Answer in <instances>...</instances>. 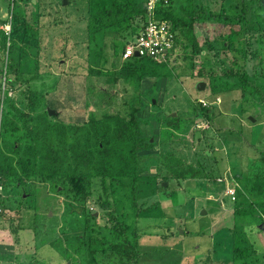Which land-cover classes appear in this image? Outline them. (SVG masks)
Instances as JSON below:
<instances>
[{
  "label": "rangeland",
  "instance_id": "rangeland-1",
  "mask_svg": "<svg viewBox=\"0 0 264 264\" xmlns=\"http://www.w3.org/2000/svg\"><path fill=\"white\" fill-rule=\"evenodd\" d=\"M231 1L193 0L207 23L195 27L201 51L180 36L182 49L136 82L119 58L133 26L90 36L88 0H0V148L19 157L50 123L63 156L73 134L86 147L92 121L128 120L134 107L153 144L137 154L135 190L130 178L91 177L81 201L58 178L11 180L0 264H119L100 245L115 223L137 231L139 264H264V195L249 187L264 182V0ZM224 68L239 80L220 79Z\"/></svg>",
  "mask_w": 264,
  "mask_h": 264
},
{
  "label": "trees",
  "instance_id": "trees-1",
  "mask_svg": "<svg viewBox=\"0 0 264 264\" xmlns=\"http://www.w3.org/2000/svg\"><path fill=\"white\" fill-rule=\"evenodd\" d=\"M178 1L171 0L166 7L158 6L155 12L156 19L163 20L170 25L175 33V48L180 47L182 49L181 44H179V37L182 36L184 41L193 49L201 51L195 38V27L207 23L198 19L193 0H185V5H177ZM87 9L86 30L90 36L109 29L133 26L134 34L130 36L132 38L145 23L146 12L142 0H105L104 2L102 0H88ZM233 35H237V33H233ZM125 42L123 41L121 51ZM203 43L207 45L209 42L204 41ZM119 58L121 60V52ZM122 62V75L127 79L140 82L143 78L151 77L154 74H149V71H152L150 68H154V62L149 59L132 57L125 61L122 60ZM206 69L205 74H208V71L212 72L211 67ZM230 78L239 80L238 71L222 69L220 79L228 80ZM248 79L247 75L242 76L239 86H245ZM138 112H140L139 109L134 107L128 114V120L120 116H109L107 121L103 120L102 122L101 120L105 125L100 128L97 121H92L89 128V131L92 128L88 137L89 144L86 147H81L80 141L76 140L73 134V142L70 145L71 152L66 151L63 156L52 141V137L49 136V133L54 130L49 125L50 123L47 124L45 131H40L37 126L33 127L30 134L32 137L31 145L27 146L19 157L17 155L20 151L15 146L8 151L0 148V183L2 187L0 191V217L5 207L3 194L7 193L8 188H11V180L18 184V181L21 182L24 177L39 178L45 182L55 181L58 178L61 183L63 182L69 188V193L81 201L87 197L91 177L102 179L107 177L130 178L135 190V182L142 172L138 169L137 154L150 149V146L153 145L142 137ZM44 116H48L47 110L44 111ZM74 127V133H76V126ZM60 136H62L60 130L58 134H54L55 139L60 141V144L67 142L68 137ZM92 140H94L93 144ZM35 141L36 145L34 146ZM11 151L17 156V159L14 155H10ZM67 157H71L74 164H70L67 169H64L62 159L65 161ZM236 182L233 183L237 185L236 190L239 193L236 194V197H239L241 191ZM220 184L223 186L224 183ZM249 187L251 194L255 196L264 195V182L260 183L259 179L257 181L252 180ZM103 208H107L105 203ZM120 225L115 223L116 229L113 227L112 231L109 230L108 236L102 237L103 240L100 245L102 248H107L106 251H109V254L116 258L119 264H139L141 252L139 240H137V231L133 229L130 239L128 237L131 236L128 235L129 229L120 227ZM114 234H117L115 239ZM90 256L94 258L96 250L92 251L91 249ZM238 257L239 259L243 258V254L239 253Z\"/></svg>",
  "mask_w": 264,
  "mask_h": 264
},
{
  "label": "built area",
  "instance_id": "built-area-1",
  "mask_svg": "<svg viewBox=\"0 0 264 264\" xmlns=\"http://www.w3.org/2000/svg\"><path fill=\"white\" fill-rule=\"evenodd\" d=\"M170 1L171 0H142L146 12L145 23L136 35L124 43V47L121 51V59L123 61L134 57L135 53H137V58H145L158 63L166 62V58L169 57L175 49V33L168 23L156 19L155 12L158 6L166 7L169 5ZM203 104L205 105L206 103ZM1 189L0 183V191ZM228 192L230 196L232 195L231 198H233L234 190Z\"/></svg>",
  "mask_w": 264,
  "mask_h": 264
},
{
  "label": "water",
  "instance_id": "water-1",
  "mask_svg": "<svg viewBox=\"0 0 264 264\" xmlns=\"http://www.w3.org/2000/svg\"><path fill=\"white\" fill-rule=\"evenodd\" d=\"M62 3H63V5L64 4H66L67 3V0H62ZM134 57H138V54L137 53H135V55H134ZM204 87H205V83L204 82H198L197 84H196V89L197 90H203L204 89ZM47 113H48V115H50V116H52V115H56V113H55V111H53V110H51V109H47ZM196 138H198L199 136H200V133L199 132H197L196 133ZM163 185L164 186H166V183H163Z\"/></svg>",
  "mask_w": 264,
  "mask_h": 264
}]
</instances>
